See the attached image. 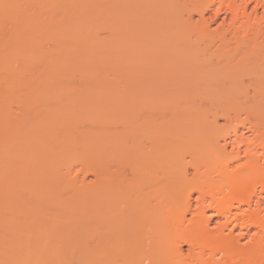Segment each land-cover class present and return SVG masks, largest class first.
<instances>
[{"label": "bare ground", "instance_id": "bare-ground-1", "mask_svg": "<svg viewBox=\"0 0 264 264\" xmlns=\"http://www.w3.org/2000/svg\"><path fill=\"white\" fill-rule=\"evenodd\" d=\"M18 1L19 5L16 0H0V34L5 35L0 38V255L13 264L15 260L17 264L62 261L58 244L76 228L83 211L75 204L84 201L88 177L71 179L76 192L62 197L53 191V169L60 151L80 148L103 157L102 168L110 171L101 168L98 174L110 176L101 178V173L98 184L116 187L118 195L113 208L105 210L113 225L107 236L97 227L102 241L111 237L112 242L106 241L113 246L93 240L81 248L74 264H264V0H205L191 5L181 0ZM81 13L88 16L83 19ZM221 20L222 26L215 29ZM9 24L15 27L6 33ZM22 25L29 29L27 37H13L10 29L17 31ZM101 30L108 36L101 37ZM38 32L50 42L46 50L38 43L40 38L33 41ZM123 53H135V59L133 55V60L128 59L133 66L124 62L130 63L132 73L145 72L142 79L129 78L128 70V76L124 72L129 80L123 77ZM147 53L161 57L147 58ZM149 74L152 81L145 79ZM122 88L137 101L225 107L227 122L224 127L216 116L189 118L180 127L181 135L177 133L183 134L182 140L166 142L156 132L148 138V147L117 132L86 130L102 116L109 123L121 121L100 101L101 94L108 93L111 107L114 93ZM57 94L64 101L59 102L67 103L66 111L42 110L55 105ZM11 104L27 114L26 124L13 114ZM232 112L252 113L257 120L240 121L227 132ZM241 129H250L257 143ZM33 142L36 150L30 147ZM235 145L237 151L230 148ZM122 151L135 154L119 158ZM209 170L213 171L207 176ZM189 171L200 182L183 188L184 204L176 192L156 196L143 187L145 174L159 181L167 176L187 178ZM192 192L202 193L211 205L202 204L195 212L197 218L193 213L198 221L190 220L188 226L185 212L181 213V220L175 219L164 234L161 221L167 211L191 206ZM95 200L91 208H96ZM210 207L230 223L242 219L247 232L255 227L250 244L240 246V238L226 235L222 227L208 230L205 212ZM200 221L207 224L197 230ZM31 237L35 241L29 242ZM147 247H156L157 254H141ZM1 260L0 264H11L10 259Z\"/></svg>", "mask_w": 264, "mask_h": 264}, {"label": "rangeland", "instance_id": "rangeland-1", "mask_svg": "<svg viewBox=\"0 0 264 264\" xmlns=\"http://www.w3.org/2000/svg\"><path fill=\"white\" fill-rule=\"evenodd\" d=\"M16 1H17V4L19 5V3H18L19 1L18 0H16ZM88 1L89 0H84L85 3L86 2L88 3ZM92 1H89V2H92ZM114 1L116 2L117 0H114ZM181 1L184 2V4H186V5L187 4L189 5V3L191 5L193 3L198 4V2L203 3L205 0H203V1L202 0H181ZM118 2H119V4L124 3V0H118L116 3H118ZM251 3L254 6L255 2L252 1ZM217 7H218V5L213 10L210 11V14H209L210 16L208 15L209 18L211 17V15H212L211 18H213V15L216 13ZM260 11H262V10H260ZM222 13H223L222 18H223V17H225V10ZM86 15L87 14H85V13L79 14V16L82 17L83 19L86 17ZM230 17H231V15L229 14V18ZM8 21L11 23L12 20L10 19ZM25 22H27V20ZM16 24H14V25H16ZM28 24L29 23H27V25ZM221 24H222V20H221V23L219 22V24L216 23L214 25L215 29L220 28V26H222ZM12 25H10V24L6 25V28H7L5 31L6 33L9 29V27H11ZM24 26L23 25L21 27L17 26L18 29H17V31H16V29H13V31L15 30L14 32L12 31V29H10L11 35H13V37L14 36L20 37L22 39L26 38L28 35V31H27L28 28L26 26L25 27ZM29 28H30V25H29ZM30 32H32V30L29 31V33ZM106 32L107 31L104 32V30H101V33H100L101 37L104 38L105 35L108 36V33L106 34ZM3 33L0 34V38L5 36V35H3ZM41 34H42V32L41 33L38 32V35H36V39L33 41L36 42V40L38 41L40 38V41H38V43L39 44L42 43L41 48L44 47V49L43 48L42 49L46 50L47 47H49L48 45L50 42L47 41L46 37L44 36V33L42 35ZM6 35L8 36V34H6ZM18 35H20V36H18ZM30 37L32 38V36H29V38ZM32 39H34V38H32ZM28 41H29V43H28ZM30 41H31L30 39L27 40L26 44L27 45L30 44L28 46L31 47ZM34 42H32V44ZM36 44L37 43H35V45ZM37 46H39V45L37 44ZM123 54L126 55L127 57L129 56L127 59L125 58L126 56H124V60H122L123 61L122 63L124 64V66L120 65L121 68L123 67L124 69H126V66H127L126 70H124L122 68L123 69L122 74L124 75L123 77L126 78V80H129L127 76H128V73L130 72L131 74L129 75V78H130V76H132V78L134 76H136L135 79H142L146 75V74H144L145 72L140 71V73H137V74L135 72H133V73L131 72V68L134 64L132 63L133 61L131 62L130 60H133V58L135 59V53H127L128 55L125 53H123ZM147 56H148L147 58H154V59L161 57L160 53H147ZM128 59H130V60H128ZM125 60H127V62L129 61L130 63H132L131 64L132 66L130 67V63H127V62L125 63L124 62ZM150 61L153 62V60H150ZM150 61H149V63H151ZM136 63L138 64L137 61H136ZM141 65H143V64H141ZM141 65L139 63V68L140 67L142 68ZM157 65H159V64H157ZM124 71H127V73H126L127 76L125 75ZM145 79H148L151 81L153 80L150 74L148 77H145ZM75 80H76V84H78L77 81L79 79H77V77H76ZM75 80H74V82H75ZM103 95H105V96L103 97ZM103 95L101 94L102 100L100 101L101 102L100 106L104 110H108V109L112 108L113 112L120 115L117 117H119L121 119V121L120 122H111L110 121V123H109L108 119H105L102 116V121L99 120L100 122H98V124L96 123L97 125L96 124L93 126L87 125L84 128L86 130H101V131L108 130V131L113 132V133H115V132L120 133V135L124 134L125 136L133 137V139H135L133 141L138 140V142H143L145 147L149 146L148 141H147L148 138L156 132H159L160 137H162V139L165 140L166 142H175V141L182 140L184 138V136H183V134H182V136H180L181 135L180 131H182L183 128H181L182 129L181 130L180 127H184L185 121L188 120L189 118H206V117L216 116L219 119L220 124L224 127H225V123L227 122V121H225V107H219V106L215 107L214 105H207V104L205 105V103H203V104H200V103L194 104L193 103V105H192V103L191 104H186V103L183 104V103H178V102L163 101L160 99L152 100L149 102L137 101V100H132L130 98V96H131L130 91H129V89H126V88L119 89L116 91V93H114L115 97H114V100L112 101V106L109 107L107 104L109 102H111V98H110V96H108V93H103ZM106 95H107V97H106ZM45 96H43V97H45ZM57 96H58V94H57ZM57 96L54 98V99L57 98V100H55L54 106L51 105L49 107H43L41 109L44 111H49V113H50V111L51 112L54 111V113H56L55 112L57 110V109H55V107H56V108H59L58 109L59 112H65L66 111L65 105H67V103L65 102L66 104L65 103L62 104L61 102H64V101L62 100V98H60L59 96L57 97ZM101 96H100V98H101ZM103 98H106V99H103ZM58 99H61V100H58ZM56 101H57V103H56ZM59 101H61V102H59ZM11 106H13V108H14V110H12L13 114L14 115L16 114V116L17 115L20 116V117L18 116L20 118V120H19L20 122L21 121L24 122L26 120V118H28L27 114H25L26 115V118H25V115L23 114V112L20 111V109L18 108L17 105L11 104L10 107ZM14 106H17V107H14ZM62 108H64V109H62ZM60 109H62L63 111L62 110L60 111ZM58 110H57V112H58ZM229 116H230V120H228V123H227V128H226L227 132H230L229 130H232V128L234 126L238 125L240 121L249 120V121H253V122L255 121L256 122V120H257L252 113L247 114L244 112H240V113L232 112L231 114H229ZM236 116H240V118L239 119L234 118ZM27 120H29V119H27ZM28 122H30V121H28ZM24 123L26 124V121ZM67 125L66 124L64 125V129L66 127L68 128ZM80 127H83V126L80 125ZM246 127L250 128V125L247 123ZM184 130H185V132L184 131L183 132L185 134L187 130L186 129H184ZM241 130H243L244 132H247V135H251L249 138L250 142H256L257 143L258 139H256L255 135H253L252 132H248L250 129H241ZM177 133L180 135H178ZM256 133H258V132L256 131ZM259 133H261V132H259ZM124 135H123V137H124ZM256 136H257V134H256ZM259 136L260 135L258 134V137ZM180 142H182V141H180ZM242 146L245 148V145H242ZM242 146H240V147H242ZM30 147H31V149L36 150L37 144L35 142H33ZM238 147H239L238 145H235V146H232L230 148L231 149L234 148L233 150L237 151ZM243 147H242V149H244ZM117 154H119V153H117ZM133 154H135V153H133V151L132 152L127 151V152H123L121 155L119 154L117 156H119V158H126V157L134 156ZM57 157H58V159H57V165L58 166H56L53 169V173L55 174V178L53 179V183H52V187H53V191H54L55 195L70 198L76 192V189L74 187H72V185H71V179L76 178V177L77 178L88 177L87 187H83L84 192H85L83 194L84 195L83 196L84 201L80 200L79 202H76V204H75V205L79 204L80 205L79 211H81V209H82L83 212H81L82 214H80V218H77V220H76L77 222H76V228H75L74 232L71 233L70 236H67L66 238L61 239L59 241V244H58L59 249H57L58 250L57 255L59 256V258L60 257L62 258V261L59 262V264H62L65 261H67V262H65V264H70V262H73L71 264H74V263H78L76 258L79 256V254L81 252V248L83 246H85V244H88L89 242L90 243L93 242V240H94V242L97 241V243H99V244H101L103 241H105L107 243V245L111 247L112 244L110 245V243L106 241V239L108 240L109 237L107 238L106 236H107L108 232L111 230V226H113V225H111L112 224V221H110L111 217L109 219V216L107 214L109 212L105 211V210L109 209V211H110V209L113 208L114 203H115V198L118 195V191L116 190V187H112V185L110 187H108V185H106V184H103V185H102V183L100 185L98 184V180H97L98 175H100L102 173L103 176L100 175L101 178L102 177L107 178V176H110L108 174L107 175L105 174L106 176H104L103 172L98 174V172H100L99 170L102 168V166H104V164H103L104 162L102 161L103 157L100 158L99 156L88 154V152L86 153L85 150L83 151V149H80V148H75V149L70 150V151L69 150H62L57 154ZM114 157H115V155H114ZM103 168H102V170L106 169V168H104V169ZM109 171L110 170H108V172ZM212 171L211 170L207 171L208 172V173L206 172L207 176H209V173H212ZM104 172H107V169H106V171L104 170ZM206 173H205V175H206ZM143 177L145 178V184L143 185V187L146 188L147 191L155 193L156 196H158V195L162 196L165 193H167L168 191L176 192L177 193V200L182 204H184L183 201H185V200H183V197L180 196V195H182L180 193L186 192V190L183 188L187 187L188 185H189V188H191V183L200 182V180L198 181L197 179L193 180V171H189V175L187 176V178H183V177L179 178L176 176H172V177L167 176V177H164L162 180L160 179L159 181H152L151 176L149 174H145ZM102 182H104V181H102ZM105 183H107V182H105ZM35 189H39V188L37 186H35ZM191 194H193L191 204H190L191 206H188V204H186L187 206H185V205H180L178 207L175 206V208H176L175 210H174V208H172L173 209L172 211H171V209L169 210V212L167 211L165 218L163 220V221H165V219H166L167 221H165V223H163V221H161V223H162L161 229L162 230L159 227L160 226V223H159L158 224L159 226L157 225V227L154 228L155 232L158 233L161 230L164 234H166V232H168L167 230H170L172 228V226H173L172 222L176 221L175 219L181 220L182 217L180 214L183 212H185V216H186L185 217L186 222L184 221L185 225L188 226V223H187L188 221H189V224L192 223V221L190 222V220L198 221V220L194 219V218H197V214H198V212H196V210L200 211L201 208L200 209H198V208L200 206L202 207L204 204L205 205L209 204V206H210L211 201L209 200V198L207 200V197H205L204 195L202 196V193L192 192ZM202 197H203L204 203H202L203 201H201ZM204 197H205V200H204ZM94 198L97 200V203H96L97 205H96V208H91L92 207L91 205L93 204V200H95ZM181 200H183V201H181ZM55 208H57V207H54V211L56 212L57 209H55ZM253 208H254V206H253ZM247 210H248V208H247ZM173 212H175L174 213L175 215L172 214ZM217 213L218 212L212 207L207 209V211L205 212V215H207V217L210 219L209 220L210 222L208 220L206 221V222H208V226L206 225V228H208V230L215 231L218 228L221 229V227H222L225 229L226 235L232 234L233 236L232 235L231 236L234 237L236 240H237V238L238 239L240 238L238 240V243L240 246L244 247V246H247L250 244L252 236L257 232L255 227H253V226L249 227V230L251 232L249 230L247 232L248 228L246 229L245 228L246 226L242 228V226H243L242 219H239L238 221H236V223H235V221L233 223L231 220V223H230L229 219H227L226 217L224 218V217H222L221 214H219V213L217 214ZM193 216H195V217L193 218ZM175 217H177V218H175ZM204 219H207V218H204ZM206 222H204V224ZM202 223H201V221L196 223L197 224L196 227H198L197 230L198 229L202 230L201 227L204 225ZM240 223H242V226ZM236 224H237V226H236ZM97 227H99V232L102 229L107 231V233L105 234L106 235L105 240L102 241L101 238L104 239V237L102 235H100V233H98ZM234 227H237V228H234ZM95 229H96V231H94ZM200 230H199V232H200ZM162 232H160L159 234H162ZM242 232H244V233L247 232V233L244 234ZM103 233H105V232H103ZM241 233H242V235L244 234L243 235L244 238L241 235ZM248 233H249V235H248ZM242 238H243V240H242ZM31 241H35V237L34 238L31 237L29 242H31ZM111 242H112V240H111ZM113 244H114V246L116 245V243H114V242H113ZM104 245H106V244H104ZM156 247L158 248V246H156ZM156 247L155 248L154 247L143 248L141 250V254H151V253L155 254V252L158 250V249H156ZM188 249L189 248L187 245L183 246V251L185 254H188L187 253ZM24 252H27V251L24 250ZM156 254H157V252H156ZM0 258L2 259V260L0 259L1 261H5V259L6 260L10 259L9 262L11 264L14 263V262L12 263L11 258H8L7 256L3 257L2 255H0ZM68 260H70V262H68ZM6 262H4V264L8 263V262L7 263ZM15 263L17 264L16 260H15ZM79 263H81V261H79ZM92 264H96V263H92ZM98 264H100V263H98Z\"/></svg>", "mask_w": 264, "mask_h": 264}]
</instances>
